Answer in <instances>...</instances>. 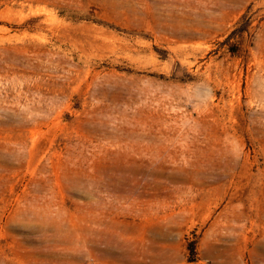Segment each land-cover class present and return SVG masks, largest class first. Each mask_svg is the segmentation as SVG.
Wrapping results in <instances>:
<instances>
[{
    "label": "rangeland",
    "instance_id": "1",
    "mask_svg": "<svg viewBox=\"0 0 264 264\" xmlns=\"http://www.w3.org/2000/svg\"><path fill=\"white\" fill-rule=\"evenodd\" d=\"M0 264H264V0H0Z\"/></svg>",
    "mask_w": 264,
    "mask_h": 264
},
{
    "label": "trees",
    "instance_id": "2",
    "mask_svg": "<svg viewBox=\"0 0 264 264\" xmlns=\"http://www.w3.org/2000/svg\"><path fill=\"white\" fill-rule=\"evenodd\" d=\"M242 22L241 21L238 22V24H240ZM237 24V25H238ZM246 31V28H242V29H238L236 28L229 36L228 38L224 41V43H230V51L233 53H236L238 51V47L242 44V40H243V35L244 32ZM234 39L235 41L232 42L231 40Z\"/></svg>",
    "mask_w": 264,
    "mask_h": 264
}]
</instances>
